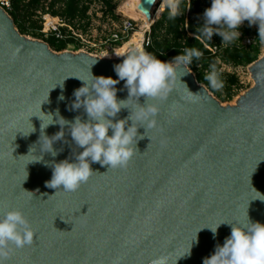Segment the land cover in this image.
Masks as SVG:
<instances>
[{
	"label": "water",
	"instance_id": "obj_1",
	"mask_svg": "<svg viewBox=\"0 0 264 264\" xmlns=\"http://www.w3.org/2000/svg\"><path fill=\"white\" fill-rule=\"evenodd\" d=\"M156 3L140 0L148 22ZM123 59L54 52L21 35L0 9V215L20 209L35 231L33 244L13 246L6 264H151L160 255H170L173 264H203L231 233L221 224L214 239L205 227L244 220L246 213L264 224V51L248 66L254 86L236 106L222 107L184 69L190 72L181 82L198 101L181 99L187 90L179 79L166 100L149 101L160 106L159 127L138 129L146 136L125 168L93 163V175L75 192L45 186L52 169L23 156L40 136L41 121L30 116L40 115L49 93L42 112L87 119L83 109L68 110L82 86L70 76L118 79L114 65ZM115 87L117 99H126L124 82ZM128 114L122 110L117 119ZM31 123L35 131L25 136ZM59 130L50 125L45 134ZM65 140L53 145L63 151L45 153L44 161L68 158L75 145L67 131Z\"/></svg>",
	"mask_w": 264,
	"mask_h": 264
},
{
	"label": "clouds",
	"instance_id": "obj_2",
	"mask_svg": "<svg viewBox=\"0 0 264 264\" xmlns=\"http://www.w3.org/2000/svg\"><path fill=\"white\" fill-rule=\"evenodd\" d=\"M181 2L182 0H168L169 19H175L180 14ZM190 8L191 0L188 4V9ZM199 20L201 22L196 27L195 39L201 42L211 41L214 35H218L222 45L227 47L240 39L239 28L244 21H248L249 26H258V39L261 45H264V0H211L210 7L204 10ZM201 56L202 52L196 47H186L182 54L171 61H162L151 53L132 49L122 56V62L114 65L118 79L92 74L90 78L70 76L78 78L82 86L74 90V100L68 110L83 109L87 119L77 115L74 120L68 121L60 115L58 109L55 113L45 114L41 111V105L48 101V93L46 100L40 104V115L30 116H36L41 121L39 139L36 144L30 146L27 155L23 156L31 158L29 163L44 162L52 169L51 179L45 182V186L55 189L56 192L77 191L93 175V163L108 166V170L125 168L138 151L137 142L146 136L145 132L159 127L157 117L160 106L149 101L166 100L170 92L175 90L177 80L181 82L180 78L190 72L184 69L190 68L193 59L199 60ZM204 78L215 90L223 87L214 64ZM121 81L127 90L126 99H117L115 85ZM182 84L187 90V95L181 99L197 102L199 94H193L186 84ZM57 85L63 89V82ZM141 97L145 100L143 104L139 103ZM58 99L64 100L65 97L61 95ZM122 110H128V116L117 119ZM57 124L60 130L51 137L47 136L45 129ZM141 127L145 129L143 135L138 133ZM34 131L32 125V130L24 135ZM66 131L75 145L72 154L59 162L44 161L45 153L56 157L63 151L62 148L54 149L53 145L57 141L67 143ZM225 223L231 227L230 235L222 245L215 246L213 254L205 258L203 264H264V224L252 222L246 213L244 220L221 221L215 226L205 228L212 232L215 239L218 227ZM34 237L35 231L23 211H4L0 215V264H6L13 246L15 249L31 246ZM196 238L191 242V246ZM185 254H190V249L183 256ZM151 264L173 262L170 255H160L154 258Z\"/></svg>",
	"mask_w": 264,
	"mask_h": 264
},
{
	"label": "built area",
	"instance_id": "obj_3",
	"mask_svg": "<svg viewBox=\"0 0 264 264\" xmlns=\"http://www.w3.org/2000/svg\"><path fill=\"white\" fill-rule=\"evenodd\" d=\"M19 1L20 7H22L29 5L31 0ZM128 1L130 0H75V12L72 15H66L67 0H40L37 7L29 11L31 15L25 18L24 27L27 32H30L31 22H34L38 26L35 31L38 35V41L48 46V40L53 41L56 45L62 43L65 49L61 52L84 53L94 57H110L115 54L120 46L128 42L135 33L141 34L140 48L146 51L152 44V26L161 19L166 11L169 13L168 0H157L151 11L152 19L150 22L141 19L144 15L138 10L140 0L135 2V12L142 15L141 17L133 19L124 14L122 10L124 4ZM182 1L186 4L184 9L180 4V14L178 16L183 17L180 29L190 39L195 38L196 34L188 32L189 0ZM208 1L211 0H199L200 6L205 7ZM0 9L9 16L13 11L12 0H0ZM139 21L142 23L141 25H139ZM190 21L193 22V20ZM245 26V22H243L240 27ZM251 28L258 32L257 25H252ZM159 32L160 35H164L165 30L160 29ZM24 36L29 38L32 35ZM217 36L214 35L211 41L204 40L201 42L198 39L197 41L210 53L218 73L234 75L239 82L240 89L238 91H242V88H245L246 83H248L245 77L250 76L248 66L225 64L222 62L221 56L227 49L258 47L261 50L263 45L258 39V34L244 36L241 33L240 39L227 47L222 45L221 40L216 39ZM132 49H134V46L129 47L128 50ZM204 73L207 74L208 70H205Z\"/></svg>",
	"mask_w": 264,
	"mask_h": 264
},
{
	"label": "trees",
	"instance_id": "obj_4",
	"mask_svg": "<svg viewBox=\"0 0 264 264\" xmlns=\"http://www.w3.org/2000/svg\"><path fill=\"white\" fill-rule=\"evenodd\" d=\"M40 0H31L29 5L20 7L19 0H12L13 11L9 14L14 22L15 27L21 35H32L37 37L36 30L38 26L31 22V31L27 32L25 25V18L31 14L29 11L35 9ZM185 2H181L183 9L185 8ZM211 1L205 7L200 6L199 0H191V8L189 9V22L188 32L196 34V27L201 22L199 17L202 16L204 10L210 7ZM76 10L75 0H67L66 15H72ZM190 20H193L191 22ZM245 22V27H240L239 31L244 35L258 34L249 26L248 21ZM183 23V17L177 16L175 19H169V13L166 11L162 15L161 19L151 28L152 44L146 49V52L155 55L162 61H171L174 57L182 54L183 49L186 47H196L202 52V56L199 60L193 59L190 65V70L195 75V80L198 84H205L207 90L211 92L216 98L223 99L225 101H231L235 96L238 89H240L238 79L234 75L219 74V79L223 83V87L220 90L213 89L209 82L204 78L205 70H210V67L214 64L213 58L210 53L203 47V45L195 38H189L186 36L180 28ZM165 25V27H164ZM164 29V35H160L159 30ZM217 40H221V37L217 36ZM50 48L55 52H61L65 49L64 44H54L53 41L47 42ZM260 54V48H246V49H227L221 56V60L225 64H231L234 66H248L258 59ZM200 68H199V67Z\"/></svg>",
	"mask_w": 264,
	"mask_h": 264
},
{
	"label": "rangeland",
	"instance_id": "obj_5",
	"mask_svg": "<svg viewBox=\"0 0 264 264\" xmlns=\"http://www.w3.org/2000/svg\"><path fill=\"white\" fill-rule=\"evenodd\" d=\"M131 2V0L128 2V4H124V7H123V12H124V10L126 9V8H128V7H134L133 5H132V3H130ZM125 14V13H124ZM128 16V15H127ZM132 18V17H131ZM142 23L139 21V25H141ZM142 37L141 36V34L140 33H135L132 37H131V39L129 40V42L127 43V44H125V45H123V46H121L120 47V49H119V51L121 50V51H123V52H125V51H129L128 49H129V47H132V46H134V48H135V45H131L130 46V42L132 41V40H135L137 37ZM25 37H27V36H25ZM29 38L30 39H32V40H38V38L37 37H33V36H29ZM263 50H264V45L262 46V48H261V50H260V54H259V56H258V58L262 55V53H263ZM127 52H125L124 54H126ZM102 58H107V59H109V57H105V56H101ZM111 57V56H110ZM110 59H113V58H110ZM114 59H116V58H114ZM250 77H245V79L248 81V83H246L247 85H246V87L245 88H242V91H238V92H236V94H235V96L233 97V99L231 100V101H225V100H223V99H220V98H216L211 92H210V94H211V96L212 97H214V99L215 100H217L220 104H221V106H227V105H229V106H232L233 105V103L236 101L235 99L237 98V97H239L240 95H242L244 92H246L247 90H249L251 87H252V82H251V78L249 79ZM200 85H202L203 87H205L206 89H207V87H206V85L205 84H200Z\"/></svg>",
	"mask_w": 264,
	"mask_h": 264
},
{
	"label": "bare ground",
	"instance_id": "obj_6",
	"mask_svg": "<svg viewBox=\"0 0 264 264\" xmlns=\"http://www.w3.org/2000/svg\"><path fill=\"white\" fill-rule=\"evenodd\" d=\"M129 2V1H128ZM128 2L126 3V4H128ZM135 2H136V0H131V2L130 3H132V5L134 6V7H128V8H126L125 10H124V13L126 14V15H128L129 17H132L133 19H138L139 17H141L142 15H138L136 12H135V6H136V4H135ZM125 4V5H126ZM141 19L142 20H146V17H144V16H142L141 17ZM151 19H152V16H151ZM147 21V20H146ZM148 22V21H147ZM141 37H137L135 40H132L131 42H130V46L131 45H135V48L134 49H139V50H141V48H140V44H141ZM129 42V41H128ZM128 42H126V43H124L123 45H125V44H127ZM122 45V46H123ZM121 47V46H120ZM120 47L115 51V54L113 55V56H111V57H109V59L110 58H116V59H119V58H122V56L123 55H125L124 53L125 52H127V51H125V52H123V51H119V49H120ZM264 51V50H263ZM129 52V51H128ZM127 52V53H128ZM126 53V54H127ZM262 55H263V53H262ZM261 55V56H262ZM260 56V57H261ZM106 57V56H105ZM99 59H107V58H102L101 56H99L98 57ZM250 74V73H249ZM250 78H251V75L249 76ZM249 78V79H250ZM251 82H252V87L254 86V81H253V79L251 78ZM251 87V88H252ZM247 92V91H246ZM246 92H244L242 95H240V96H244L245 95V93ZM240 96L239 97H237L235 100V102L233 103V105L232 106H230V107H234V106H236V103L238 102V100H239V98H240ZM227 106H229V105H227ZM222 107H226V106H222Z\"/></svg>",
	"mask_w": 264,
	"mask_h": 264
}]
</instances>
